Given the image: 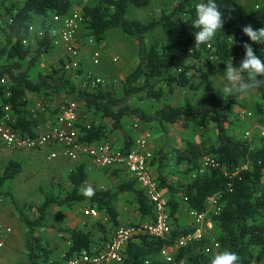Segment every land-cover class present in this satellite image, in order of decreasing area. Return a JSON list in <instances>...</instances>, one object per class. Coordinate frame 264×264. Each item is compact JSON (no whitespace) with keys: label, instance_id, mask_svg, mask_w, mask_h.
<instances>
[{"label":"trees","instance_id":"trees-1","mask_svg":"<svg viewBox=\"0 0 264 264\" xmlns=\"http://www.w3.org/2000/svg\"><path fill=\"white\" fill-rule=\"evenodd\" d=\"M151 2L97 0V3L84 6L79 12L80 28H84L87 38L93 43L102 45L110 32L118 30L138 44L137 66L122 83L120 95L108 91L105 83L92 87L89 79L85 88H79L64 67L53 69L51 73L43 71L42 61L56 48L59 39L53 25L62 28L54 18H69L78 13L73 11V0H21L18 6L8 8L7 17L0 25V114L2 105H10L16 116L15 131L24 139H36L39 133L35 121L29 116L30 98L35 95L44 103H52L59 96L68 97L83 109L84 117L81 116L78 126L80 141L87 145H99L115 132L124 140L118 148L124 153L131 152L137 145L125 129L124 121L128 118L159 127L164 134L168 133L169 126L196 122L213 124L217 130V146L188 143L185 150L170 146L168 154L164 150L156 157L152 154L150 167L152 169L156 165L158 168V178H154L167 201L172 231L164 238L138 232L125 247L120 264H211L212 259L225 250L235 252L240 257V264H264V138L255 136L252 140L241 139L230 129L236 108L243 107L241 99L245 96L224 95L223 91L218 90L196 104H165L159 107L155 103L166 97L163 89H157V80L165 81L171 91L177 86L197 92L210 78L212 59L225 69L224 63H230L233 57L232 63L237 66L244 55L242 43H251L243 34L242 27L248 24L254 29L264 27V0H260L261 5L250 14L245 13L237 0H217L225 13L224 32L218 33L212 42L199 47H194L196 30L191 25L195 19L196 5L201 0H181L171 10H165L161 19L146 24L127 18L131 7L142 9ZM35 17L50 20L48 25L44 23L43 36H33L31 32ZM157 30L177 37L176 43L172 46L148 44V37ZM252 46L254 52H259L261 46ZM181 58L205 62L208 70L198 68L195 63L187 65ZM261 59L264 61V56ZM193 70L201 74L202 82L198 85L190 77ZM83 73L80 69L75 75L81 76ZM252 93L260 100L256 112L264 122V87ZM133 100L143 103L149 100L152 103L138 107L134 106ZM90 115L97 121L90 123ZM172 162L187 168L189 182L177 186L163 175L161 169ZM98 169L123 173L127 178L116 190H93L94 195L87 197L83 190L90 177L87 166L82 164L69 174L70 192L65 198L56 196L54 191L47 194L42 190L44 202L37 206H26V209L34 212L35 217L27 218L20 210L19 218L26 228L27 254L25 262L19 264H54L52 257L55 251L39 231L48 228L47 218L55 207L73 208L88 202L92 209L107 215L118 227L116 201L128 195L133 197L141 220L133 228L139 230L143 225L155 222L156 213L150 198L128 171ZM22 171L23 166L19 161L9 162L0 176V197L4 195L2 190ZM214 199L217 201L215 208L211 207ZM182 204L192 214L206 215L220 232L219 237L212 240L205 235L180 245L183 239L193 236L197 230L195 224H181L179 214ZM13 205L17 208L15 201ZM57 231L62 235L61 240L69 246L60 264L83 251L100 253L107 246V243L101 244L93 239L92 232L77 228ZM214 244H218V247H214ZM167 249H172V263H168L163 256Z\"/></svg>","mask_w":264,"mask_h":264},{"label":"rangeland","instance_id":"rangeland-1","mask_svg":"<svg viewBox=\"0 0 264 264\" xmlns=\"http://www.w3.org/2000/svg\"><path fill=\"white\" fill-rule=\"evenodd\" d=\"M181 0H152L151 4L146 8H135L131 7L127 13V18L131 21H138L142 23H150L161 19L165 10H171ZM242 6L245 13L250 14L261 5L260 0H237ZM21 0H0V25L4 22L7 17V9L13 5L18 6ZM202 2V0H201ZM97 3V0H73V16H79L80 10L84 6L93 5ZM79 18V17H78ZM44 23L48 25L50 20L47 21L41 17H35L33 24L31 25V32L33 36H43ZM79 29L74 35V44L76 54H72L68 51V44L61 42L56 45V48L46 56L42 61L43 71L51 73L53 69L59 70L69 63V61L78 62L77 68H71L67 70L68 76H71L73 82L79 88H85L87 79L92 77L95 79H101L108 91L113 92L116 95H120L122 91V83L125 78L135 70L138 63L139 47L136 41L127 37L124 33L114 30L110 32L106 41L102 45H97L90 41L85 33L84 28H80L81 21L78 19ZM53 29L57 34L63 35L66 32L60 26L53 25ZM177 41V37L170 35L163 30H157L152 33L148 39V44L159 43L162 45L172 46ZM264 47V46H261ZM260 56L259 52H255ZM187 65L193 63L197 64L198 68L208 70L205 62H192L181 58ZM213 65L212 73L208 81H206L197 92H193L189 89H181L177 86L171 91L170 87L165 81L155 82L157 89H163L166 92V97L160 102H155L157 106L162 107L165 104H196L202 102L210 94L215 91H223L224 80L222 73L223 69L220 64L216 63L214 59L211 60ZM71 66V64H70ZM206 67V68H205ZM81 69L83 75H75ZM85 76V77H84ZM190 77L195 84H200L201 74L196 70L190 72ZM30 112L29 115L33 121H35L36 130L41 135L45 133L44 125L49 122L50 124L55 123L54 121L58 117L61 108L68 104L74 103L70 98L59 96L56 101L52 103H44L43 99L34 97L30 98ZM243 107L236 108V115L232 117L233 125L230 128L232 134L241 139L252 140L257 138H264V122L256 112V105L260 102L258 96L251 93L242 99ZM147 102H138L133 100L134 106H148L152 101L146 100ZM45 104L44 109H40L39 104ZM80 116H83V109L78 107ZM35 111V113H33ZM84 117V116H83ZM90 123L97 121L92 115L89 116ZM106 122V121H105ZM124 126L128 134L138 142L141 140L148 141V150L154 156H158L161 150L165 151V154L171 150V148H177L179 150H185L188 143L203 144L208 147L217 146V130L216 127L211 123H190L180 124L179 126H169L168 133L164 134L159 127L148 126L140 123L132 118L125 119ZM106 144H111L117 148L123 145L124 140L118 133H110ZM168 144L169 146L167 147ZM171 146V148H170ZM44 152V153H41ZM53 153L51 150H30V149H9L0 143V176L3 174L6 166V162L11 156H18V161L25 167L23 169L32 178V184H39L41 186L40 194L41 198L44 196L42 190L46 191L47 194L54 191L55 195L60 198H65L67 193L70 192V184L68 181L69 174L74 171L80 161L70 162L61 161L59 158L53 162H48L47 158ZM31 156L34 161V165L42 169L38 173H31L29 170L34 169L32 163L29 164ZM81 156L80 158H84ZM79 158V159H80ZM168 164V163H167ZM39 169V170H41ZM36 170V169H34ZM187 168L183 165L176 166L175 162L169 163L167 168L161 169L163 175L174 185H183L189 182L190 177L186 173ZM114 172L103 171L97 168H92L89 172L93 177L88 180L84 190L87 187H91L93 190H116L120 183L127 177L117 180L111 175ZM152 175L158 178V168L156 165L152 168ZM97 174L96 176H94ZM111 175V176H110ZM23 176H18L12 181L11 187H5L4 195L0 197V224L8 229L12 230V233L5 238V247L0 250V264H19L24 263L26 260L25 250V227L20 221L19 213L20 210L27 217L32 216L34 212L26 209V206L19 205L15 207L13 205L14 200L11 195L12 188L19 191L20 184L23 182ZM8 186H10L8 184ZM83 190V192H84ZM45 197V196H44ZM43 199V198H42ZM31 205L37 206L33 202ZM88 203H84L74 206L73 208H54L50 214V220L48 221V228L40 230L39 233L45 240L51 243L55 253L52 257L54 264L57 262H63V258L67 252L68 244L61 240V234L57 229H82L86 232L93 233V239L98 240L99 243L104 242L108 245L111 238L117 234L121 229H129L138 226L140 223V214L137 211V205L134 202L132 196H121L116 201V208L119 212V226H114L109 217L105 214H100L98 218L93 219L85 216ZM68 214H71L68 215ZM180 222L183 225L195 224V218L192 213L188 210L185 204H182L180 210ZM211 222L206 218L204 233L212 240L219 237L220 232L210 225ZM195 226V225H194ZM171 254H173L171 252ZM52 261V262H53Z\"/></svg>","mask_w":264,"mask_h":264},{"label":"built area","instance_id":"built-area-1","mask_svg":"<svg viewBox=\"0 0 264 264\" xmlns=\"http://www.w3.org/2000/svg\"><path fill=\"white\" fill-rule=\"evenodd\" d=\"M79 16L75 15L69 18L55 17L54 21L62 25L66 32L58 34L59 39L56 45L61 42L68 44V51L76 54L74 44V35L78 30ZM81 21V19H80ZM32 30V29H31ZM71 64V66H70ZM78 67V62L69 61L65 70H72ZM72 68V69H71ZM92 87H97L104 82L101 79L88 78ZM87 79V80H88ZM4 82L1 83V86ZM40 109L45 108V104L38 105ZM35 113V111H33ZM16 116L10 105H2V115L0 114V143L9 149H30L46 150L53 153L47 158L48 162H53L57 158H63L70 162L78 161L81 156H85L92 163L101 169H123L135 178L142 188L146 191L150 201L154 206L156 220L153 224L143 225L139 230L136 228L121 229L115 234L106 248L96 254H90L87 251L81 252L77 257L64 262L63 264H120L123 261V253L131 238L138 232H144L157 238L168 236L171 231V219L168 212L167 201L159 190V185L153 177L150 162L153 158L148 150V141L141 140L137 142L136 147L129 153H124L117 147L102 143L99 145H87L80 141L81 116L78 106L75 103L68 104L61 108L55 124L45 133H42L36 139H24L15 131L14 125ZM216 199L212 200L211 207H216ZM85 216L98 218L99 213L95 209L85 211ZM195 218L196 232L193 236L183 239L180 245L188 241L198 240L205 236L206 215L192 214ZM211 226L212 223L209 222ZM12 233L0 224V250L5 247V238ZM218 247V244H214ZM172 249L163 252L164 258L168 263H172ZM209 252V251H208Z\"/></svg>","mask_w":264,"mask_h":264},{"label":"clouds","instance_id":"clouds-1","mask_svg":"<svg viewBox=\"0 0 264 264\" xmlns=\"http://www.w3.org/2000/svg\"><path fill=\"white\" fill-rule=\"evenodd\" d=\"M225 13L221 11V5L217 0H202L195 8V19L192 21V28L195 29L194 47L207 45L212 42L220 32H224ZM242 32L249 38L242 43L244 55L234 66L231 57L230 63L226 65L222 73L224 85V95H244L248 96L253 91L264 87V47L258 49V56L253 49V44L264 46V27L254 29L251 24L242 27ZM84 195L91 197L94 191L91 187L84 190ZM211 264H240V257L232 251L225 250L217 254Z\"/></svg>","mask_w":264,"mask_h":264},{"label":"crops","instance_id":"crops-1","mask_svg":"<svg viewBox=\"0 0 264 264\" xmlns=\"http://www.w3.org/2000/svg\"><path fill=\"white\" fill-rule=\"evenodd\" d=\"M65 98H68V97H65ZM55 122V121H54ZM55 123H53V124H50L49 122H47V123H45V124H43L44 125V131H48L49 130V128L51 127V126H53ZM47 150H49V149H47ZM41 153H44V152H41ZM1 156L3 155V154H0ZM28 158H30V160H29V164H31L32 163V167H34V169H36V170H34V169H31L30 168V172L31 173H38V171H41L42 172V169L41 168H38V167H36L35 165H34V161L32 160V158H31V156H27ZM19 159H23L24 160V158H19L18 156H11L10 157V159L6 162V164H8L9 162H11V161H18ZM60 160L61 161H64L65 159H63V158H60ZM67 161V160H66ZM81 162V163H79L78 164V166L79 165H82V164H84V165H86L87 166V171L88 172H90V170L94 167V168H97L93 163H92V161L91 160H89L88 158H86V157H84V158H80L77 162ZM20 162V161H19ZM21 163V162H20ZM23 166V165H22ZM23 167H25V164H24V166ZM39 169H41V170H39ZM98 169V168H97ZM97 174H95L94 176H96ZM111 175H114L113 176V178L114 179H117V180H121V179H123L124 178V174L123 173H112ZM110 175V176H111ZM19 176H23V182L20 184V187H21V189L19 188V191H17V190H15V189H13L12 188V191H11V195H12V197H13V200L15 201V204L17 205V207H19V205H23L24 207L25 206H28V205H31L30 203H34V204H36V205H40V204H42L43 202H44V200H45V197L44 196H42V198H41V192H40V190H41V186H39V184H32L33 182H32V178L29 176V174L23 169V171H22V173L19 175ZM18 177V176H17ZM16 177V178H17ZM89 177H90V179L93 177V175H90L89 174ZM14 180V179H13ZM12 180V181H13ZM12 181L9 183V185L10 186H6V187H8V188H10L11 187V184H12ZM4 193H6L4 190H2ZM88 203V202H87ZM78 205H81V204H77V205H75L76 207L78 206ZM55 208H59V207H55ZM87 210L86 211H88V210H90V209H92L91 208V206H90V204L88 203V205H87ZM54 209V208H53ZM52 209V210H53ZM52 210L49 212V215H48V218H47V224H48V221L51 219L50 218V214H51V212H52ZM68 215H70L71 216V214H68ZM100 215V214H99ZM32 216H34V214H32ZM31 218H33V217H31ZM30 218V219H31ZM93 219H96V218H93ZM25 231H26V229H25ZM41 234V233H40Z\"/></svg>","mask_w":264,"mask_h":264}]
</instances>
